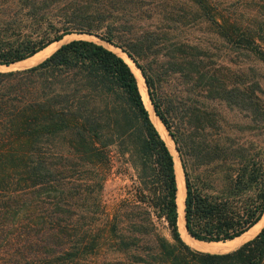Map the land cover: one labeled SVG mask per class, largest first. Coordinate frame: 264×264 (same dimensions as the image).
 <instances>
[{
	"label": "trees",
	"instance_id": "obj_1",
	"mask_svg": "<svg viewBox=\"0 0 264 264\" xmlns=\"http://www.w3.org/2000/svg\"><path fill=\"white\" fill-rule=\"evenodd\" d=\"M236 3L0 0V64L74 33L126 52L178 151L187 230L233 240L264 217V89L242 64L210 66L196 30L264 62V0ZM220 104L244 121L230 124ZM117 162L135 176L109 212L102 191ZM178 196L175 156L117 52L73 38L33 65L0 70V264H92L102 248L152 253L158 264H264V225L228 251L191 247Z\"/></svg>",
	"mask_w": 264,
	"mask_h": 264
},
{
	"label": "rangeland",
	"instance_id": "obj_2",
	"mask_svg": "<svg viewBox=\"0 0 264 264\" xmlns=\"http://www.w3.org/2000/svg\"><path fill=\"white\" fill-rule=\"evenodd\" d=\"M236 1H238V0H228V3H230L232 5H236L237 4ZM196 34L199 37H203L202 41H203V43H205L204 46H208L210 54L213 55L211 57L208 56L209 58H208L207 62L210 64V66L216 67V66H220V65L221 66L225 65V66H231V68H236V66H239V64H242L243 66L242 65L241 66L244 67L245 69H247L251 74L255 73L257 76H259L262 87L264 89V62L263 61L259 60V58H257L253 53L248 52L244 49H234L232 51L227 50L228 48L225 47L226 43H223L219 36L217 38V34L215 33V31L211 30L209 27H207L203 24L201 25V29L196 30ZM89 35L90 34L79 35V33L67 35V37L65 36L59 42L53 43V45L50 48H48V50H46L47 52H44V54L40 53L39 54L40 56L33 58L32 62H34L33 64L39 62L44 57L49 55L61 43L65 42L67 40L73 39V38H77V37L94 39L96 41H99V42L103 43L104 45H106L108 48L119 53L120 55H124V53H126L122 49L120 50V48L117 46H114L108 42L102 41L94 35H90V36ZM122 51L124 53H122ZM230 59L233 60V62L232 61L230 62ZM28 66H30V65H28ZM246 66H249V67L246 68ZM251 66H253V67H251ZM23 67H27V65L23 64L22 61H19V62L13 63L11 65H7V67H3L0 70L23 68ZM180 86L181 85H179V88H180ZM217 106L219 109H221L222 112H224L226 114L225 118L227 119V121L230 124L232 122H236V121L242 122L243 117H241L238 112L235 113L234 110L233 111L228 110L224 104H220ZM245 119H247V118H245ZM233 126L234 125H232V127ZM164 130H165V132H164L165 139L166 138L169 139V137L172 139V137L169 135L166 127ZM235 135H242L244 138V137H248L249 133L245 132V134H241V133L236 132ZM171 144H174L173 139H172ZM174 147H175V144L172 145V151L175 153L176 157L178 156V158H179L178 151ZM179 160H180V158H179ZM115 164L116 165L109 172L108 177L104 182L103 191H102L103 202L106 205V208L109 212L112 210V206L117 201H119L120 198L128 195L129 190H130L129 188L131 187V186H129V184L132 183L133 178L135 176L134 175V169L131 166L126 170V172H118V171H116V167H117V164H119V166H121V163L117 162ZM183 173H184V171H183ZM184 179H185V175H184ZM263 225H264V221L261 224H259L258 226L254 227L246 235V237L244 238L243 241L234 245L232 248H230V250L237 247L238 245H240L242 242L246 241L247 239L253 237L260 230V228ZM163 232L165 233V235L167 237L171 238L170 233L167 229L166 230L163 229ZM91 260H92V264H158L157 259L152 256V253L148 254V253L141 252L139 254H134L129 250L114 253L109 248H102L99 252L92 255Z\"/></svg>",
	"mask_w": 264,
	"mask_h": 264
},
{
	"label": "bare ground",
	"instance_id": "obj_3",
	"mask_svg": "<svg viewBox=\"0 0 264 264\" xmlns=\"http://www.w3.org/2000/svg\"><path fill=\"white\" fill-rule=\"evenodd\" d=\"M79 35H86V34H79ZM52 45L53 44H51L49 47L45 48L43 51H40L36 55L32 56L31 58H28L26 60H23L22 61L23 64H25L27 66L28 65H32L34 63V62H32L33 61L32 59L33 58H36L37 56H40L39 55L40 53H43L44 54V52H47L46 50H48V48H50ZM122 53H124V52L122 51ZM121 56L123 58H125V60L129 63V65L131 66L132 70L134 71L135 75L137 76L138 82H139V86H140V90H141V92H142V94L144 96L145 104H146L147 108L149 109V111L151 113L152 120L155 123V125L157 126V128L159 129V131L161 132V134L163 135V137L165 138V136H164L165 126H164L163 122L160 120L159 116L156 114V112H155V110L153 108L152 102L150 100V97H149V94H148V91H147V86H146L144 77H143L140 69L138 68V66L135 64V62L133 61V59L127 53H124V55H121ZM3 67H7V65H0V69L3 68ZM166 141H167L170 149L172 150V145H174V144H171L172 143V139L169 137V139H167ZM173 154H174L175 159H176V172H177L178 185H179V196H178V204H179V208H180L179 226H180V231L182 233V236H183L184 240L191 247L196 248V249H200V250H203V251H210V252H224V251L230 250V248H232L234 245H236L239 242L243 241L244 238L246 237V235L254 227L258 226L259 224H261L264 221V217H263L262 220L259 223H257L251 230H249L248 232H246L242 236L237 237V238H235L233 240L225 241V242L224 241L208 242V241H204V240H199V239L194 238L193 236H191L188 233V231L186 230V228H185L184 217H183V212H184L183 211V200H184L185 194H186L185 181H184V173H183L182 165H181V162H180L178 156L176 157V155H175L174 152H173Z\"/></svg>",
	"mask_w": 264,
	"mask_h": 264
},
{
	"label": "water",
	"instance_id": "obj_4",
	"mask_svg": "<svg viewBox=\"0 0 264 264\" xmlns=\"http://www.w3.org/2000/svg\"><path fill=\"white\" fill-rule=\"evenodd\" d=\"M77 38H82V37H77ZM74 39H76V38H74ZM82 39H87V38H82ZM170 135V134H169ZM176 148V147H175ZM185 180V179H184ZM185 188H186V184H185ZM184 205H185V198H184V200H183V217H184V220H185V209H184ZM184 224H185V222H184ZM185 228H186V230H187V227H186V224H185ZM188 231V230H187ZM188 233H189V231H188ZM190 234V233H189ZM191 235V234H190ZM192 236V235H191ZM195 238V237H194ZM200 240H202V239H200ZM206 241H208V240H206Z\"/></svg>",
	"mask_w": 264,
	"mask_h": 264
}]
</instances>
